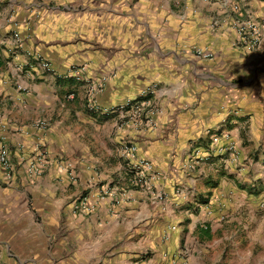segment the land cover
<instances>
[{
    "label": "crops",
    "instance_id": "obj_1",
    "mask_svg": "<svg viewBox=\"0 0 264 264\" xmlns=\"http://www.w3.org/2000/svg\"><path fill=\"white\" fill-rule=\"evenodd\" d=\"M250 16L262 44L249 53L233 26ZM87 87L99 111L149 109L93 113ZM0 137L11 164L10 179L0 165V264H53L56 230L69 258L78 242L79 264L105 243L114 264H196L206 250L188 244L226 240L240 224L220 222L230 206L257 212L264 195V0H0ZM39 144L48 164L29 179ZM123 145L152 164L149 192L129 188ZM107 186L129 200H98ZM82 191L88 215L73 212Z\"/></svg>",
    "mask_w": 264,
    "mask_h": 264
},
{
    "label": "rangeland",
    "instance_id": "obj_2",
    "mask_svg": "<svg viewBox=\"0 0 264 264\" xmlns=\"http://www.w3.org/2000/svg\"><path fill=\"white\" fill-rule=\"evenodd\" d=\"M244 19V18H243ZM79 69L84 70L85 68L80 67ZM86 95H90V101L87 100V108L89 111L93 113H97L96 105L92 102L94 101L95 95H96V89L95 87H87L86 89ZM68 96V95H67ZM69 96H72L70 94ZM66 101H72L74 98L72 96L71 99L65 98ZM96 108V109H90V108ZM39 150H43V147L41 144H39ZM43 153V152H42ZM43 156L45 154L43 153ZM47 162V159H46ZM48 164V162H47ZM252 163L243 162L241 166H246V173L245 176L248 178H251L255 172L256 167L254 168ZM49 166V165H48ZM72 169V168H71ZM244 168H240V171ZM76 172L78 170L76 165ZM236 170H239V167H237ZM46 171V169H45ZM243 175V174H242ZM242 177V176H241ZM248 178L242 177L240 180V183L246 184V186L249 184ZM75 180V179H74ZM263 182H264V174H263ZM264 185V184H263ZM252 189L254 187H248V192H252ZM264 189V186H263ZM264 191V190H263ZM84 194V191L77 194L76 198L79 196V198ZM84 196V195H83ZM78 198V199H79ZM75 198L72 197V202ZM250 200H255L249 197ZM251 202V201H250ZM259 202V209L257 212L249 211L247 210H241V211H232L231 209L234 207V205L230 206V210L227 212V217L225 218V215L223 216V220L220 222L226 221L227 218L231 219V223L238 224V228H233L231 225L228 229V236L227 239H223L221 243L217 244L216 246L212 245V241H205V243H202V246L199 247L196 241H194V244L189 243V250H195L196 252H200L202 248H205L206 256L203 257L202 255L196 254L194 258V262L196 264H264V195L261 200H258ZM222 208V207H221ZM78 214V213H77ZM88 215V214H87ZM260 218V220H259ZM255 220H257L255 222ZM239 229V230H237ZM259 229H261V237L258 238ZM226 231V230H225ZM236 232V233H235ZM235 233V235H233ZM249 234V238L246 236ZM231 236V237H229ZM54 246L55 247V257L53 260V264H79V261L75 255L76 253L73 251H76V247L78 242H71L70 244V257L67 256L66 253L62 251L63 243H60L62 239V232L56 230L54 234ZM206 245V247H204ZM111 245L110 243H105L103 245L102 252L100 253V256L92 259L87 264H114V260L110 258L111 256ZM140 257H143V255H140ZM70 259V260H69ZM133 263L137 260V258H133ZM174 264V262L172 263Z\"/></svg>",
    "mask_w": 264,
    "mask_h": 264
},
{
    "label": "built area",
    "instance_id": "obj_3",
    "mask_svg": "<svg viewBox=\"0 0 264 264\" xmlns=\"http://www.w3.org/2000/svg\"><path fill=\"white\" fill-rule=\"evenodd\" d=\"M232 12L239 14L241 13V9L237 5H233L231 7ZM233 28L236 30V41L235 48L239 50H243L245 52H254L260 48L262 44V29L260 24L253 19L251 16L240 21H236ZM194 56L202 61H210L213 59L214 54L208 48H196L193 51ZM41 70L48 74L53 78H60V76L55 72L52 66H50L47 62H41ZM19 91L23 92L25 89L18 85L16 87ZM68 99H71L72 96H67ZM128 106L133 108L135 111H140L143 108L149 109L146 101L142 100H127L125 105L122 107H112L104 110H95L102 113V115H109L117 110H122L123 107ZM96 109V108H90ZM150 111V110H149ZM46 121H36L33 124V127L37 130L44 131L47 128ZM39 150V145L37 147ZM121 158L129 161V177L128 184L129 188L133 190H137L139 192L147 193L149 192V186L147 185L150 182V175L152 173V164L143 158L136 157V148L135 146L123 145L120 149ZM136 157V158H135ZM0 165L5 172L6 178H11V164L8 160L7 151L5 145L3 144V138L0 137ZM47 166V162L43 153L40 151V155L35 156L33 159L28 160L25 164V173L29 179H35L41 177L45 172ZM110 197L114 204H120L123 202H127L129 200V196L125 191L113 190L111 187L107 186L100 190L99 195L97 196L98 200H102L104 198ZM159 200L163 199L162 196L158 197ZM94 210L92 204L88 202L87 196H81L73 206L74 213L81 214H90Z\"/></svg>",
    "mask_w": 264,
    "mask_h": 264
}]
</instances>
